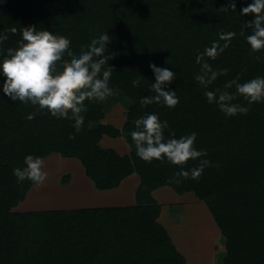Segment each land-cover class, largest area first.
Masks as SVG:
<instances>
[{"label": "trees", "instance_id": "1", "mask_svg": "<svg viewBox=\"0 0 264 264\" xmlns=\"http://www.w3.org/2000/svg\"><path fill=\"white\" fill-rule=\"evenodd\" d=\"M51 154L134 203L15 209ZM161 187L211 215L209 264H264V0H0V264H198Z\"/></svg>", "mask_w": 264, "mask_h": 264}, {"label": "rangeland", "instance_id": "2", "mask_svg": "<svg viewBox=\"0 0 264 264\" xmlns=\"http://www.w3.org/2000/svg\"><path fill=\"white\" fill-rule=\"evenodd\" d=\"M100 101L103 104L105 108V120H109L113 115L120 117L121 120L125 119L126 115V108L129 103V98L125 95H123L120 91L118 90H111L107 91L104 93L100 94ZM114 124H118L115 121H111ZM107 141L109 142H115V141H120L121 138H109L106 137ZM117 139V140H114ZM123 141V139L121 140ZM124 142V141H123ZM125 145H127L124 142ZM67 173L68 175L71 176V183L77 184L79 181L80 177H85L88 181L89 178L85 175L83 171V167L81 163L75 159V158H67V157H62L59 154H51L46 157H43L39 161V178L38 181L30 188L28 193L26 194L24 200H22L16 207L15 209L19 210H27V209H40V208H49L51 207V204L55 208H60V207H65V208H73L75 205V202L73 200H63L61 201V204L63 206H60L61 204H54L51 202L50 199V191L51 189L49 186L52 185V189L54 187H57L59 184L61 177ZM73 178V179H72ZM74 185L75 190L76 186ZM63 187V186H62ZM70 188H62V190H59L58 188L56 190H53L51 192V195L53 196H58L60 198V195L62 196H67L72 195L75 193V191H71ZM53 193V194H52ZM61 196V197H62ZM155 197L158 202L160 203H182L181 205V226H186L187 223H191L189 225L190 230H195V233H199V236L195 234V237H197L198 243L197 248L199 249V258L202 260H198V264H207L209 258L213 255L212 250L214 244H221V238L219 234H214V226L211 224V215L207 214L206 212V207H204V204L201 202L203 206H199L198 208H201L199 210L198 208H195V211H200L201 216H199V219L197 221V218L194 217V211L192 208L185 207V205L188 204H183V203H190V202H197L195 198L193 197L192 194L190 193H185V194H176L174 193L171 189L167 187H161L159 190L155 192ZM65 198V197H64ZM44 200L45 202H43ZM44 203H47L45 205ZM76 206V205H75ZM203 222H200L202 221ZM179 222V221H177ZM175 223V222H173ZM197 235V236H196ZM203 235L205 236V239L203 240ZM201 236V237H200ZM215 236V237H214ZM214 239L217 241L214 243ZM194 249V254L195 252L197 253L198 249ZM217 251V249H215ZM218 252V251H217ZM220 255V254H219ZM218 258V255H215V259ZM219 260V259H218ZM212 261V260H210ZM209 264V263H208Z\"/></svg>", "mask_w": 264, "mask_h": 264}, {"label": "crops", "instance_id": "3", "mask_svg": "<svg viewBox=\"0 0 264 264\" xmlns=\"http://www.w3.org/2000/svg\"><path fill=\"white\" fill-rule=\"evenodd\" d=\"M113 120L119 121L121 120L120 117L111 118ZM110 144L117 148V151L120 154H125L129 152L127 145L123 144L122 141H115L110 142ZM88 178V177H87ZM71 176L69 175L68 182L62 184L59 182L57 187L52 189V185L49 186L51 189L50 191V199L51 202L54 204H61L63 200H73L75 202V207H88V206H101V205H129L133 204L135 201V189L138 184V175L133 173L122 180L118 187L106 190H99L94 187L91 181H88L85 177H80L78 183L75 185L71 183ZM73 179V178H72ZM90 180V179H89ZM76 186V189L74 188ZM63 186V187H62ZM62 190V188H70L71 191H75L72 195L62 196L60 198L57 196L51 195V192L56 189ZM69 189V190H70ZM158 188L157 190H159ZM156 190V191H157ZM154 191V195L155 192ZM53 194V193H52ZM62 196V197H61ZM65 197V198H64ZM45 202L44 200H42ZM47 205V203H44ZM60 206H63L62 204ZM49 208H55L52 204ZM65 208V207H60ZM40 209H47V208H40Z\"/></svg>", "mask_w": 264, "mask_h": 264}]
</instances>
